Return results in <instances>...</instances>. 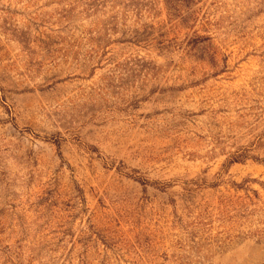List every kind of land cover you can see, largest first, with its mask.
I'll use <instances>...</instances> for the list:
<instances>
[{"label": "rangeland", "instance_id": "obj_1", "mask_svg": "<svg viewBox=\"0 0 264 264\" xmlns=\"http://www.w3.org/2000/svg\"><path fill=\"white\" fill-rule=\"evenodd\" d=\"M108 1L0 0V264H264V0Z\"/></svg>", "mask_w": 264, "mask_h": 264}, {"label": "trees", "instance_id": "obj_2", "mask_svg": "<svg viewBox=\"0 0 264 264\" xmlns=\"http://www.w3.org/2000/svg\"><path fill=\"white\" fill-rule=\"evenodd\" d=\"M68 1V0H66ZM201 0H163L165 10L167 12L168 19L174 20V22H178L180 27L185 28L186 31H188L185 36L184 40L181 42V45H185L186 50H189V53H198V51L202 50L205 51L207 47L206 44L208 42L212 41L211 37H205L201 36L199 34V31H196L194 28L196 25L199 23L197 19L195 18V11L194 8L200 3ZM84 2V14L85 15H95L98 13L101 9L102 11L105 10L106 5L109 3L108 0H82ZM77 3V1H76ZM127 5H132L129 6V8H135V10L139 9L138 3H145L144 8L149 9L151 7V10H153V7L155 4L154 0H128ZM69 8H71V11H74V3L68 5ZM74 13V12H73ZM192 24V25H191ZM147 34V31H144V34L142 36H145ZM150 36V35H149ZM147 36L145 40L149 38ZM125 37V35H124ZM160 40L158 41L157 48L161 52H169L174 46H177V40L178 38L175 37L173 39H169L168 34H161L159 36ZM138 41V36L135 35V37L128 38V39H123L122 38V43H129L132 41ZM140 43V42H139ZM148 44V43H146ZM195 56V55H194ZM200 61H205V60H200ZM238 159H234L230 162V165L234 163H238Z\"/></svg>", "mask_w": 264, "mask_h": 264}]
</instances>
